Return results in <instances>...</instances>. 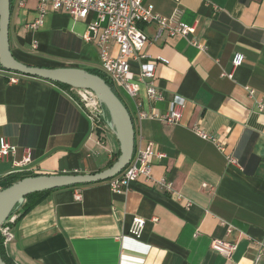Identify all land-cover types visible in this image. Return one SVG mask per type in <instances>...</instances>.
Segmentation results:
<instances>
[{"label": "crops", "instance_id": "crops-1", "mask_svg": "<svg viewBox=\"0 0 264 264\" xmlns=\"http://www.w3.org/2000/svg\"><path fill=\"white\" fill-rule=\"evenodd\" d=\"M145 2L165 18L178 7L175 0ZM38 3L12 0L14 57L33 67L100 70L98 48L82 39L89 20L51 12L42 28L30 30ZM179 6L181 20L195 27L205 49L163 34L144 52L157 64L165 99L151 101L144 87L135 100L120 95L134 121L136 150L153 143L166 155L152 159V176L172 183L174 192L144 178L124 194H115L110 181L52 190L20 213L15 239L4 247L13 264H256V242L264 240V113L256 108L264 101V0H183ZM141 27L151 38L158 32L154 22ZM111 54H117L115 44ZM237 54L245 59L235 68ZM14 74L0 68V135L18 148L0 161V182L25 148L33 161L13 175L97 174L117 161L120 144L112 128H96L56 84L20 74L11 84ZM175 96L187 100L180 124L139 119L141 112L166 114ZM194 126L218 138L225 151L197 136ZM134 217L147 220L140 239L129 234ZM217 240L237 246L231 258L212 249Z\"/></svg>", "mask_w": 264, "mask_h": 264}, {"label": "built area", "instance_id": "built-area-1", "mask_svg": "<svg viewBox=\"0 0 264 264\" xmlns=\"http://www.w3.org/2000/svg\"><path fill=\"white\" fill-rule=\"evenodd\" d=\"M25 0H22L24 2ZM38 19L29 25L30 30H38L43 27L45 17L51 12L63 11L71 18L78 21L89 20L86 32L82 39L88 44H94L99 51L100 70L109 82L116 89L124 91L128 97L135 100L139 97L142 88L146 89L148 98L151 101L160 102L165 99L162 91L156 83V66L144 48L151 43L157 42L163 34L169 37L181 36L190 41V44L200 50H204L203 44L194 38L195 27L190 26L181 20V5L183 0H175L178 7L172 16L165 18L154 12L153 6L146 4L145 0H38ZM23 4V3H22ZM156 23L158 32L151 38L142 29L141 24ZM115 44L117 54H111V46ZM36 48V46H34ZM245 56L237 54L233 59V66L240 67ZM162 62L167 63L162 59ZM134 66L138 72L133 70ZM19 75L14 74L10 78L11 84L19 82ZM233 77L232 75H229ZM66 95L73 100L88 116L94 126L98 129L112 128L111 121L105 105L100 101L95 92L90 89L70 88L64 90ZM250 95H255L254 90H248ZM187 100L181 96H175L172 109L164 115L157 116L148 112L139 113V119H158L166 125L180 124L183 111L186 108ZM257 111L264 113V101L258 100ZM193 132L200 138L212 142L220 151L224 152V146L218 138L205 132L199 126L192 127ZM18 152L17 146L10 140L0 135V161L13 158ZM166 157L165 154L156 150L155 144L149 143L147 146L135 151L130 165L117 177L110 180V187L115 194H124L130 190L131 185L144 178L146 182H152L161 189L173 193L172 183L162 180H155L152 176V159ZM230 163H237L236 159L228 155ZM33 161V151L24 149V156L20 161H13V170L9 175L22 174L27 171V167ZM1 177V176H0ZM207 187V185H204ZM181 196L178 195V198ZM75 200L81 201L82 195L75 193ZM20 217V212L14 211L0 227V237L3 246H7L15 239L14 225ZM158 218H152L153 222H158ZM147 220L141 217H134L129 234L140 239L144 233ZM226 225V223H223ZM229 227V232L232 227ZM258 253L255 263L264 260V240L256 242ZM212 249L226 258H231L237 249L235 244L227 241H214Z\"/></svg>", "mask_w": 264, "mask_h": 264}, {"label": "water", "instance_id": "water-1", "mask_svg": "<svg viewBox=\"0 0 264 264\" xmlns=\"http://www.w3.org/2000/svg\"><path fill=\"white\" fill-rule=\"evenodd\" d=\"M11 8L12 0H0V68L11 73L95 92L109 112L112 129L120 144V156L108 170L97 174L31 176L1 190L0 227L32 194L110 181L130 165L136 151L133 118L123 101L102 77L75 67H33L21 63L14 57L10 44ZM0 264H7L1 256Z\"/></svg>", "mask_w": 264, "mask_h": 264}, {"label": "trees", "instance_id": "trees-1", "mask_svg": "<svg viewBox=\"0 0 264 264\" xmlns=\"http://www.w3.org/2000/svg\"><path fill=\"white\" fill-rule=\"evenodd\" d=\"M90 73L96 74L100 77H102L108 84L109 86L112 88V90L117 94V96L121 99L120 95L118 94V92L115 90V88L113 87V85L109 82V80L106 78V76L101 73V71L94 69V70H88ZM53 83V82H52ZM57 86H59L60 88H62L63 90H69L71 87L64 85V84H60V83H54ZM122 100V99H121ZM123 101V100H122ZM124 103V102H123ZM125 104V103H124ZM127 107V106H126ZM108 113V119L111 121L110 119V115L109 112L107 110ZM113 165V164H112ZM111 165V166H112ZM26 177H30L29 175H9V177H7L5 180L0 182V188L1 190L6 189L10 186H12L14 183L26 178ZM77 187V186H74ZM50 191H45V192H41V193H36V194H32L30 196H28L26 198V201L23 205L18 206L14 211L16 212H22V214L30 211L37 203H39L40 201H42L44 199V197L49 193ZM0 256L3 258V260L7 263V264H13L6 256L5 254V249L4 246L2 244V239L0 237Z\"/></svg>", "mask_w": 264, "mask_h": 264}, {"label": "rangeland", "instance_id": "rangeland-1", "mask_svg": "<svg viewBox=\"0 0 264 264\" xmlns=\"http://www.w3.org/2000/svg\"><path fill=\"white\" fill-rule=\"evenodd\" d=\"M116 91L118 92L119 95H124L122 90L117 89Z\"/></svg>", "mask_w": 264, "mask_h": 264}]
</instances>
